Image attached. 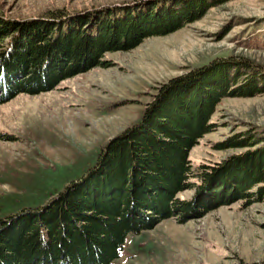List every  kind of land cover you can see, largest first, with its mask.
<instances>
[{
    "label": "trees",
    "instance_id": "obj_1",
    "mask_svg": "<svg viewBox=\"0 0 264 264\" xmlns=\"http://www.w3.org/2000/svg\"><path fill=\"white\" fill-rule=\"evenodd\" d=\"M220 1L229 0H153L74 15L56 9L27 21L0 16V103L107 67V52L180 29ZM248 73L234 58L217 59L162 83L139 121L111 138L79 179L45 206L0 218V264H112L129 233L263 198L264 138L240 132L219 143L248 149L222 163L194 169L189 159L216 128L211 118L223 98L264 92V79L260 88ZM187 190L193 197L182 199Z\"/></svg>",
    "mask_w": 264,
    "mask_h": 264
},
{
    "label": "rangeland",
    "instance_id": "obj_2",
    "mask_svg": "<svg viewBox=\"0 0 264 264\" xmlns=\"http://www.w3.org/2000/svg\"><path fill=\"white\" fill-rule=\"evenodd\" d=\"M147 1L153 0H0V16L26 20L56 9L74 15ZM230 58L263 87L264 0L220 1L180 29L147 37L130 50L107 52V67L91 68L54 89L19 93L0 103V218L45 206L79 179L111 138L139 121L162 83ZM211 121L216 128L189 153L194 169L247 151L218 146L240 132L264 138V92L223 98ZM194 193L187 190L179 196L190 199ZM262 263L264 196L250 204L240 199L214 206L186 221L170 217L151 229L129 233L112 262Z\"/></svg>",
    "mask_w": 264,
    "mask_h": 264
}]
</instances>
